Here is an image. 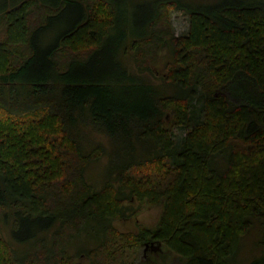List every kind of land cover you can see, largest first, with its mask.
Here are the masks:
<instances>
[{"label": "trees", "instance_id": "16d2710c", "mask_svg": "<svg viewBox=\"0 0 264 264\" xmlns=\"http://www.w3.org/2000/svg\"><path fill=\"white\" fill-rule=\"evenodd\" d=\"M117 5L0 0V264H67L73 242L89 264H126L123 255L154 241L188 256L187 264H231L254 219L264 242V0L208 8L154 0L128 31L146 57L170 45L160 85L123 62L128 32ZM171 8L186 11L189 24L167 39ZM68 9L73 22L42 44ZM197 98L204 118L174 147L165 123L186 124ZM92 125L115 149L109 171L123 183L117 188L90 191L76 179L101 149L82 148L79 137ZM125 186L138 207L164 196L156 227L120 231L106 221L124 217ZM28 240L34 249L17 246Z\"/></svg>", "mask_w": 264, "mask_h": 264}, {"label": "rangeland", "instance_id": "374dc122", "mask_svg": "<svg viewBox=\"0 0 264 264\" xmlns=\"http://www.w3.org/2000/svg\"><path fill=\"white\" fill-rule=\"evenodd\" d=\"M118 3L116 8L123 10L125 16L123 26L127 29V38L124 46L121 48L120 54L123 55V62L126 64L127 69L132 71L134 74L140 76L144 82H150L152 84L160 85L162 82V75L165 71V64L167 61L171 60L172 55L170 51V45L165 44L157 49L152 56H147L146 53L149 50L145 45L140 47H132L133 33L128 31L129 25H133L132 29L139 27L138 22L143 16H145L148 7L154 0H114ZM183 4L186 8H208L213 5L230 4L232 0H176ZM261 1V0H259ZM71 9L64 10L63 13L55 20L51 27L46 30L44 36L42 37V44L49 42L51 39L57 35V33L65 27V23L73 22L71 18L74 13H71ZM189 24L188 14L186 11L171 8L169 11V26L170 31L164 34L165 38H170L171 35H180L187 31ZM141 26V25H140ZM135 34V33H134ZM136 37V34L134 38ZM139 49V50H138ZM108 54H103L101 57L102 64L104 65L108 62ZM101 64V65H102ZM173 89V88H172ZM170 89V90H172ZM196 92H200V88L196 87ZM199 98L192 100V103L188 102L190 120L183 125H171L170 123H165L169 127V133L171 138L174 139V147H179L182 144V140L185 137L186 132L192 128L195 124L200 123L203 116V106L200 103ZM166 120L169 119V115L165 117ZM171 119V117H170ZM82 130L81 132H83ZM76 134V131H75ZM112 139L113 137L110 136ZM81 140L82 148L85 150L90 149L93 145L100 142L101 149L96 153V156L90 159L80 171V178L77 174L76 179L79 183L90 188V191L99 190L106 185H114L116 188L123 183L121 181L115 180L113 178L114 172H110V161L115 157V149L112 143L108 142V134H106L99 126H88L86 131L82 133L79 137ZM144 143V142H143ZM126 148V147H125ZM142 149V142L140 140H134L133 150L135 153H139ZM126 151V149H125ZM125 151L123 155L125 154ZM221 156L216 155L213 157L214 163H221ZM71 160V158H70ZM177 162L176 157H171V164L175 165ZM224 162V161H223ZM222 166V165H221ZM224 166V165H223ZM67 172H64V175ZM67 175H74V173H67ZM126 195L123 196V213L124 217L108 218L110 224L115 226L120 231H137L140 226H146L149 228H154L157 226L158 221L165 207L164 196L158 203H144L142 206H137L138 202L134 197H130V191L127 186H125ZM75 190L72 189V192ZM71 192V189L69 190ZM78 192H86V189L78 190ZM105 219V218H104ZM95 228V225H89ZM262 223L258 219H254L251 227L248 229L244 235L241 236L239 241V246L237 249V254L233 258L231 264H264L263 262L254 263V259L260 257L264 254V242H262ZM82 235L84 232H81ZM94 236H93V234ZM94 229H91V233L87 235L88 240L95 243ZM49 237V234H47ZM12 240L9 236H7ZM46 239H48L46 237ZM78 242H73L69 244L65 251L68 256H72L71 260H68L67 264H89L90 260L88 256L76 253L78 247ZM36 244H32L27 241V243H17L18 247H23V251H29L34 249ZM134 253H131L130 257H125L126 264H187L189 257L176 252L174 249L169 248L164 243L160 242H149L148 244L141 245L137 247ZM121 257V258H122Z\"/></svg>", "mask_w": 264, "mask_h": 264}]
</instances>
